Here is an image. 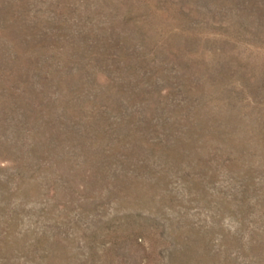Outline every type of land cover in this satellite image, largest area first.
<instances>
[{
  "label": "rangeland",
  "instance_id": "1",
  "mask_svg": "<svg viewBox=\"0 0 264 264\" xmlns=\"http://www.w3.org/2000/svg\"><path fill=\"white\" fill-rule=\"evenodd\" d=\"M0 264H264V0H0Z\"/></svg>",
  "mask_w": 264,
  "mask_h": 264
}]
</instances>
